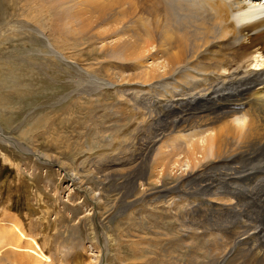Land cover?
I'll list each match as a JSON object with an SVG mask.
<instances>
[{"label": "rangeland", "instance_id": "rangeland-1", "mask_svg": "<svg viewBox=\"0 0 264 264\" xmlns=\"http://www.w3.org/2000/svg\"><path fill=\"white\" fill-rule=\"evenodd\" d=\"M154 5L0 0V131L7 138L0 136V264H19L16 253L24 264H220V243L235 242L220 240V160L197 161L183 152L169 164L170 151L186 149L199 138L195 133L218 123L195 126L173 143L176 131L158 133L174 116L161 112L152 120L148 113L157 111L156 93L144 72L164 59ZM88 73L114 86L99 93ZM202 105L220 114L212 102ZM153 140L148 164H141L143 146ZM32 150L44 160L43 153L57 156L64 166L42 163ZM65 164L84 185L71 181ZM184 176L189 194L175 193L171 188ZM87 186L101 192L102 209L82 191ZM204 190L219 194H204L207 203L197 204ZM232 257L224 264L242 263Z\"/></svg>", "mask_w": 264, "mask_h": 264}, {"label": "bare ground", "instance_id": "bare-ground-1", "mask_svg": "<svg viewBox=\"0 0 264 264\" xmlns=\"http://www.w3.org/2000/svg\"><path fill=\"white\" fill-rule=\"evenodd\" d=\"M152 1H155L154 12L157 15L155 35L160 40L158 46L159 51L162 52L160 60L164 59L158 65L155 64L157 65L155 69H147L148 71L144 72L146 79L149 82L153 81L151 87L156 93L157 111L148 113L152 120H158L165 114L174 116H167V121L160 123L166 128L158 133L159 138L164 132L170 134L176 131L173 143H178V140L186 137L189 129L210 121L218 123L216 127L195 133L192 137L199 136V138H196V141L189 139L191 144L188 141L186 149L170 151L173 157L169 164L175 162L183 152L197 161L200 158L207 159L210 155H215L220 160V240H235V242L220 243V264H224L225 259H230L232 256L236 258L238 255L242 259L240 264H264V5L262 0ZM148 25L152 24L148 23ZM36 33L40 37V32L36 30ZM47 47L50 56L61 60L62 56L59 53L52 50L49 44ZM88 80H91L90 88L96 89L97 92H102L105 86L113 85L90 73ZM137 89L139 90L138 87ZM205 102H212L211 108L218 106L220 114L209 112V106L202 105ZM187 105L198 112H188L184 109ZM148 113L142 112L139 116L145 118ZM143 118L140 122L145 124V127L149 126L150 123L147 124L148 122ZM1 138L7 140L3 136ZM156 140L143 146L138 158L141 164H144L145 159L152 152L153 142ZM17 143L20 145L18 141ZM23 150L28 151V148L23 147ZM32 151L35 153L36 150ZM198 154L201 157H198ZM41 155L46 158L44 160L37 157L41 162L45 161L42 163L58 160L60 165L64 166V162L57 156L47 153ZM189 157L186 159H190ZM147 164L148 161L145 162V165ZM65 165L68 166L66 171L71 181L78 187L84 185L78 171L68 164ZM205 168L207 170L208 166ZM206 170L196 173L195 176L193 174L190 178L192 182L196 181L194 178L205 174ZM141 174L144 175V170ZM187 178L184 176L171 190L174 189L175 193L176 190H185L178 193L189 194L187 188L189 178ZM212 185L207 187L211 188ZM82 191L88 193L98 209H102L101 192L97 193L89 186L84 187ZM168 193L172 192L168 191ZM199 194L203 200L197 198V204H206L204 194L219 193L204 190ZM208 202L214 206L218 205L213 200ZM190 204L193 207L196 198L191 200ZM9 235L12 236L14 233ZM233 247L238 255L233 252ZM15 250H21V247L18 245ZM30 250L28 249L27 252L30 253ZM16 254L19 256L18 253ZM16 254L14 261L24 264L20 261L22 258L20 256L18 258ZM224 255L226 257H223Z\"/></svg>", "mask_w": 264, "mask_h": 264}, {"label": "water", "instance_id": "water-1", "mask_svg": "<svg viewBox=\"0 0 264 264\" xmlns=\"http://www.w3.org/2000/svg\"><path fill=\"white\" fill-rule=\"evenodd\" d=\"M35 156H37L38 158H42L41 156H39L37 153H33ZM41 160V159H40ZM42 162H45L44 160H42ZM46 164H54L55 167H59V165L56 162L53 161H48V163L46 162ZM60 168V167H59ZM94 208H96L94 206Z\"/></svg>", "mask_w": 264, "mask_h": 264}]
</instances>
